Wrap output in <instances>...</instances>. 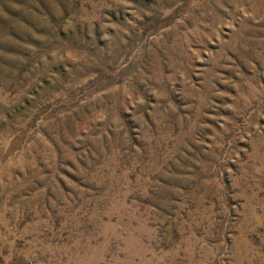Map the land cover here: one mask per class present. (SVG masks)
Here are the masks:
<instances>
[{"label":"rangeland","instance_id":"rangeland-1","mask_svg":"<svg viewBox=\"0 0 264 264\" xmlns=\"http://www.w3.org/2000/svg\"><path fill=\"white\" fill-rule=\"evenodd\" d=\"M0 264H264V0H0Z\"/></svg>","mask_w":264,"mask_h":264}]
</instances>
